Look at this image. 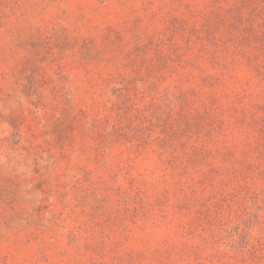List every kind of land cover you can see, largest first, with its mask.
Wrapping results in <instances>:
<instances>
[{"label": "rangeland", "instance_id": "rangeland-1", "mask_svg": "<svg viewBox=\"0 0 264 264\" xmlns=\"http://www.w3.org/2000/svg\"><path fill=\"white\" fill-rule=\"evenodd\" d=\"M0 264H264V0H0Z\"/></svg>", "mask_w": 264, "mask_h": 264}]
</instances>
